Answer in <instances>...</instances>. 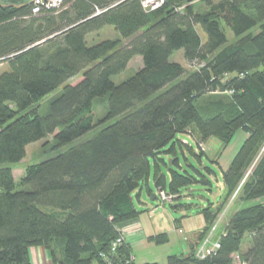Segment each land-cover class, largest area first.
Returning <instances> with one entry per match:
<instances>
[{"label":"trees","instance_id":"obj_1","mask_svg":"<svg viewBox=\"0 0 264 264\" xmlns=\"http://www.w3.org/2000/svg\"><path fill=\"white\" fill-rule=\"evenodd\" d=\"M202 2L205 8L163 0L146 11L140 0H64L60 10L36 16L29 5H0V63L7 65L0 72V264H30L31 246L44 247L52 264H125L129 244L114 253L110 245L117 224L139 214L134 194L145 187L151 196V173L173 199L192 183L210 184L181 166L177 151L200 158L199 144L214 137L222 147L239 129L246 137L221 172L222 198L201 208L205 225L196 232L201 239L221 202L239 196L219 247L199 259L196 240L165 264H233L235 254L238 264H264V0ZM250 3L258 4L255 14L242 10ZM106 26L120 37L87 43ZM224 26L238 37L229 44ZM180 50L195 65L187 73L170 60ZM134 56L141 66L114 83ZM57 89L40 112V100ZM207 95L213 99L197 105ZM100 98L108 108L99 123L114 122L28 165L17 184L10 164L26 147L47 137L55 149L82 139L96 126ZM178 134L193 139L199 154ZM146 239L168 241L166 233ZM244 239L249 245L239 252Z\"/></svg>","mask_w":264,"mask_h":264},{"label":"rangeland","instance_id":"obj_2","mask_svg":"<svg viewBox=\"0 0 264 264\" xmlns=\"http://www.w3.org/2000/svg\"><path fill=\"white\" fill-rule=\"evenodd\" d=\"M202 1L203 0H191V2L196 5V8H205V4ZM211 1L217 2L219 0ZM257 5L258 4L250 3L243 7L242 10L249 14H255ZM224 29L227 37V44L235 41L238 38L235 37L226 26H224ZM119 37V34L115 31L114 28L106 26L98 32L88 35L87 43L92 44L102 39H112ZM170 60L181 63L185 68L186 73L195 68L194 64L191 65L185 62L181 50L174 52L170 57ZM140 66L141 57L134 56L129 61L124 71L112 77V81L116 84L123 82L124 80L131 77ZM6 68L7 65L5 62L0 63V72L5 70ZM59 89L49 95H46L40 100V112H43L45 110L47 100ZM155 96L156 94L154 93L147 99L139 100L136 105L144 106L155 99ZM211 99H213V95H207L199 99L197 101V105L205 104ZM107 108L108 103L106 98H100L94 101L93 113L96 120V126L93 131L84 136L82 139H79L60 149L53 148L51 137H47L35 143L29 144L26 147L25 157L19 162L10 164V166L12 167L14 180L17 182V184H19V182L23 178L24 170L28 165L35 164L47 158L53 157L57 153L66 150L70 146L78 144L79 142L89 138L94 132L100 130L102 127L114 122V120H112L103 124L99 123V121L105 116ZM177 137L186 138V141L192 147L194 153L196 155L199 154V148L193 139L187 137L186 134H178ZM245 137L246 133L243 130L239 129L234 133L230 141L222 147L220 141H218L214 137H211L202 143L204 154L200 158H198V156L191 155L185 149L183 150V154L179 150L177 151V157L180 165L187 169L189 173L194 175L196 179H199V176L194 169L200 171L205 175L210 184H203L200 182L192 183L187 187L180 189L177 197L175 199L172 198L170 201H161L157 198L153 201H150L145 187L140 193V201H138L139 199L134 194V204L136 206V209L139 211L138 216L140 217L142 228L145 229L146 227H150L157 234L166 233L168 237V242L163 244H155L154 242H146L143 240L138 242L137 245L133 248L136 262L139 263L141 258L154 259L158 262H164L167 255L171 253H177L181 251V249L186 247L185 238L189 243V247L194 243V241L197 240L196 231L201 230L202 226L205 225V219L200 210L209 202H214L215 198L218 199L222 195L223 183L221 172L229 166L233 156L237 152ZM257 157L258 156H256V158ZM165 159L167 162L170 161V158ZM214 160H216V162H214ZM206 167L210 168V173H208ZM160 168L161 172L168 177L165 166L160 164ZM251 168L252 166L247 169L245 174H247L251 170ZM150 177L151 178L148 185L150 189L155 192L156 188L152 179V173ZM234 196L235 194L231 195L227 201L223 200L221 202V209L216 214L209 226L210 228L215 224L214 236H218L221 231H223V227L224 225H226V222L234 211V208H236L237 205L240 204V202L238 201L239 196L238 199H236ZM203 240L204 236L201 239L197 240L195 247L197 248L199 244H202L201 241ZM248 245V239H244L239 252L245 251ZM188 251L189 250L185 249L181 254H186ZM233 260V264H238V255L235 254L233 256Z\"/></svg>","mask_w":264,"mask_h":264},{"label":"built area","instance_id":"obj_3","mask_svg":"<svg viewBox=\"0 0 264 264\" xmlns=\"http://www.w3.org/2000/svg\"><path fill=\"white\" fill-rule=\"evenodd\" d=\"M163 3V0H140V4L142 8L146 11L153 10L161 6ZM64 4V0H31L30 6V13L33 16L39 15L43 12L48 11H58L60 8H62ZM200 147L203 149V146L199 144ZM156 196L157 199H160L161 201L168 200L170 201L174 196L169 195L166 193V191L156 188ZM214 229L215 224L210 227L207 231V233L204 235V240L201 241L202 244H199V246L195 247V256L199 259H203L206 257L211 251H215L219 247L218 242V236H214ZM119 231V235L111 242L110 245V253H114L116 251V248L124 243H127V240L125 238V235L123 232ZM105 258V254H101ZM125 264H138L135 260L134 255L131 253L129 257L126 259Z\"/></svg>","mask_w":264,"mask_h":264},{"label":"crops","instance_id":"obj_4","mask_svg":"<svg viewBox=\"0 0 264 264\" xmlns=\"http://www.w3.org/2000/svg\"><path fill=\"white\" fill-rule=\"evenodd\" d=\"M184 139L186 140V138H184ZM149 181H150V179H149ZM141 191L139 192V197H138L139 200L138 201H140V193H141ZM215 200H216V198H215ZM241 204L242 203L240 202V204L237 205L236 208H234V211H236L238 208H240ZM116 227H117L118 230H120L121 232L124 233L125 238L127 240V244H129V247L131 249V253L134 255V257H135V254H134V251H133L134 249L133 248L137 245V243L142 241V240L146 241V242H149V241H147L146 238L148 236H152V235H156L157 234L150 227H146L145 229H143L142 228V224L140 222V217L139 216H137L136 218H134L132 220L120 222V223L117 224ZM202 228H203V226H202ZM185 242H186V247L185 248L181 249V251H179L177 253H173V254L171 253L169 255H179L185 249L189 250L188 249L189 248V243L186 240V238H185ZM28 255H29L30 264H52L51 260H50V258L48 256V252L46 251V249L44 247L31 246V247L28 248ZM169 255H167V257ZM167 257H166V259H167ZM135 260H136V257H135ZM143 263L165 264L166 260L164 262H158L157 260H154V259L141 258V260H140V262L138 264H143Z\"/></svg>","mask_w":264,"mask_h":264},{"label":"water","instance_id":"obj_5","mask_svg":"<svg viewBox=\"0 0 264 264\" xmlns=\"http://www.w3.org/2000/svg\"><path fill=\"white\" fill-rule=\"evenodd\" d=\"M30 3L31 0H0L1 6H7V5L23 6V5H29ZM156 198H157L156 193L152 192L151 196L149 197V200L153 201Z\"/></svg>","mask_w":264,"mask_h":264}]
</instances>
